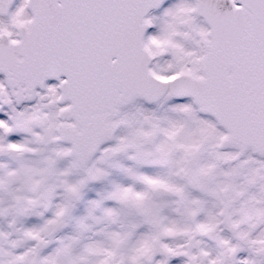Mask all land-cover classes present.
I'll list each match as a JSON object with an SVG mask.
<instances>
[{"label": "snow or ice", "instance_id": "snow-or-ice-1", "mask_svg": "<svg viewBox=\"0 0 264 264\" xmlns=\"http://www.w3.org/2000/svg\"><path fill=\"white\" fill-rule=\"evenodd\" d=\"M0 264H264V0H0Z\"/></svg>", "mask_w": 264, "mask_h": 264}]
</instances>
